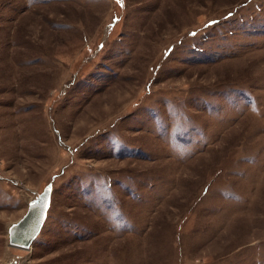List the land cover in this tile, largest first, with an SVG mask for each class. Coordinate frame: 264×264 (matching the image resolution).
Segmentation results:
<instances>
[{
  "label": "rangeland",
  "instance_id": "obj_1",
  "mask_svg": "<svg viewBox=\"0 0 264 264\" xmlns=\"http://www.w3.org/2000/svg\"><path fill=\"white\" fill-rule=\"evenodd\" d=\"M0 264H264V0H0Z\"/></svg>",
  "mask_w": 264,
  "mask_h": 264
},
{
  "label": "water",
  "instance_id": "obj_2",
  "mask_svg": "<svg viewBox=\"0 0 264 264\" xmlns=\"http://www.w3.org/2000/svg\"><path fill=\"white\" fill-rule=\"evenodd\" d=\"M48 203V194H44L42 197V204L39 205L38 203L32 206L16 224L10 227L9 234L11 245L22 248H28L30 246L45 220Z\"/></svg>",
  "mask_w": 264,
  "mask_h": 264
}]
</instances>
